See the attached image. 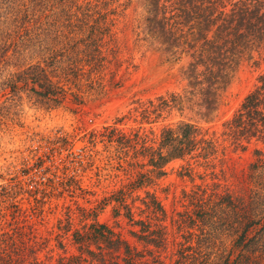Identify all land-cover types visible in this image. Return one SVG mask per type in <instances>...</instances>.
<instances>
[{"label":"trees","instance_id":"16d2710c","mask_svg":"<svg viewBox=\"0 0 264 264\" xmlns=\"http://www.w3.org/2000/svg\"><path fill=\"white\" fill-rule=\"evenodd\" d=\"M120 1L0 0V89L57 109L118 88L116 28L129 6ZM145 7L143 40L168 61L189 59L187 89L137 102L135 119L157 123L196 95L208 114L216 111L234 70L264 48V0H145ZM223 136L235 151L264 145V75ZM42 141L28 181L0 185V264H264V150H255L234 187L216 173L226 148L189 123L159 136L106 127L79 139L78 150L63 133ZM177 161L178 176L193 187L182 190V209L169 212L155 189ZM102 182L111 190L99 200L93 189ZM66 196L77 199L74 207L57 203L52 222L53 200ZM107 207L127 221L131 239L99 221Z\"/></svg>","mask_w":264,"mask_h":264},{"label":"rangeland","instance_id":"374dc122","mask_svg":"<svg viewBox=\"0 0 264 264\" xmlns=\"http://www.w3.org/2000/svg\"><path fill=\"white\" fill-rule=\"evenodd\" d=\"M120 2H127L129 6L126 16L116 28L122 59V67L116 78L118 88H110L103 96L91 97L82 105L70 98L57 109L43 107L25 93L14 97L9 90L0 89V185L10 184L13 179L27 182L29 176H25L24 172L34 169L45 152L42 139L53 138L57 133L72 138L78 150L83 146L79 139L106 127H116L127 133L141 130L159 136L167 126L189 123L199 128L204 136L217 140L226 148L217 159L216 173L221 182L239 187L255 160V150H264V145L253 143L245 152L235 151L230 142L225 141L224 125L259 85V78L264 75V48L254 54L253 60H243L234 70L226 90L221 93L216 111L208 114L201 106L200 96L196 95L185 100L182 110L165 114L157 123H141L139 118L135 119L137 114L133 112L138 107L137 102L147 103L160 97L185 95L187 82L182 71L189 59L183 57L179 62L172 59L168 61L158 50L156 42L150 38L143 40L147 17L145 0ZM180 166L181 162L178 161L169 164L167 176L160 180L155 189L169 212L182 209V190H191L193 187L189 179L178 176ZM93 175L92 172L90 177ZM195 183L201 184V181L196 179ZM108 186L110 182H102L99 187L90 188L97 192L101 200L104 191L110 192L111 187ZM76 200L68 196L59 202L53 200V212H47V218L55 222L62 210V207L55 209L56 204L74 207ZM78 201L84 203L82 199ZM99 221L131 239L127 221L123 218L115 219L111 207L100 214Z\"/></svg>","mask_w":264,"mask_h":264}]
</instances>
